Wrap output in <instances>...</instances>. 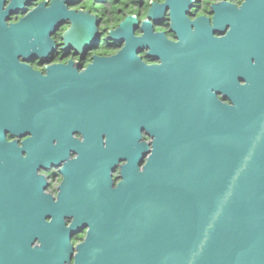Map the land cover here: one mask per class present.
Here are the masks:
<instances>
[{"label":"water","instance_id":"water-1","mask_svg":"<svg viewBox=\"0 0 264 264\" xmlns=\"http://www.w3.org/2000/svg\"><path fill=\"white\" fill-rule=\"evenodd\" d=\"M32 1L11 0L5 8L0 0V145L7 132L33 129L35 138H46L48 163L68 156L60 145L75 148L74 162L83 166L103 161L113 169L126 162L116 189L107 173L102 182L88 180L89 188L72 200L85 205L73 212L74 225L82 220L89 226L80 248L106 251L105 259L88 254L75 264H264V0H257L253 19L241 20L222 40L239 65L255 62L251 83L237 88L232 106L219 104V118L205 127L196 118L157 120L155 171L146 168L147 178L131 146L136 103L123 93L135 78L119 69L117 58H96L82 74L52 67L46 76L18 62L48 59L53 34L64 18L76 17L64 2L52 0L8 25ZM103 130L110 141L100 151L93 144H101L97 134ZM75 131L82 142L73 138ZM58 226L61 231L50 232L44 262L36 264L69 261L70 237L79 229H66L63 221Z\"/></svg>","mask_w":264,"mask_h":264},{"label":"flooded vegetation","instance_id":"flooded-vegetation-1","mask_svg":"<svg viewBox=\"0 0 264 264\" xmlns=\"http://www.w3.org/2000/svg\"><path fill=\"white\" fill-rule=\"evenodd\" d=\"M51 1L29 2L24 10L10 16L8 25L19 23L44 2L49 7ZM58 1L76 17L64 18L53 34L55 49L48 59L20 57L18 62L46 76L52 67L60 68L62 74H82L96 58H117L119 69L135 78L123 93L136 103V133L131 146L141 156L137 168L145 178L146 168L151 175L155 171L153 132L157 120L167 115L196 118L205 127L208 120L216 122L219 118V104L232 106L237 88L251 83L255 62L239 65L237 57L224 49L222 40L237 30L241 20L253 19L250 14L260 1ZM10 3L6 0L5 8ZM128 29L131 32L123 35ZM111 36L113 41L109 40ZM36 133L33 129H25L23 135L7 132L5 144L0 145L1 264L44 262L54 238L50 232L61 231L58 221H63L66 229H79L70 237L72 248L66 264H75L88 254L92 260L105 259L104 247L88 251L80 248L89 226L82 220L74 225L73 212L85 209V205L72 200L89 188L88 180L102 182L107 173L112 190L116 189L123 180L121 172L126 162L113 169L103 161L83 166L74 162L78 158L75 148L60 145L68 156L61 157L58 165L48 163L46 138H35ZM97 135L101 144L93 146L105 151L109 132L103 130ZM73 138L84 140L76 131ZM13 249L17 251L15 259Z\"/></svg>","mask_w":264,"mask_h":264}]
</instances>
